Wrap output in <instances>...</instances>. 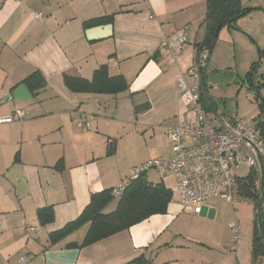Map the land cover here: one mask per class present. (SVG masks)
Masks as SVG:
<instances>
[{"label":"crops","instance_id":"0c3cea01","mask_svg":"<svg viewBox=\"0 0 264 264\" xmlns=\"http://www.w3.org/2000/svg\"><path fill=\"white\" fill-rule=\"evenodd\" d=\"M205 12V0H0V117L16 107L26 111L0 123V264L252 263V241L250 259L241 254L240 241L231 255L230 226L225 236L214 228L217 210L204 201L199 213H186L178 195L165 213L91 244L67 247L81 243L88 223L49 240L79 215L92 193L124 182L132 166L160 157L118 160L117 146L128 139L143 143L159 128L167 137L168 125L189 118L178 98L179 79L194 60ZM106 16L111 19L84 25ZM181 33L186 40L174 54L160 49L163 39ZM102 64L110 75H122L128 88L108 94L64 84V74L90 79ZM34 70L44 76L43 88L29 91V99L1 102ZM79 118L89 126L78 127ZM171 155L170 146L163 156ZM150 171L149 182H163L151 181ZM48 206L53 219L42 224L37 211ZM137 258L142 262L133 263Z\"/></svg>","mask_w":264,"mask_h":264},{"label":"built area","instance_id":"2783aa9c","mask_svg":"<svg viewBox=\"0 0 264 264\" xmlns=\"http://www.w3.org/2000/svg\"><path fill=\"white\" fill-rule=\"evenodd\" d=\"M35 17L40 18L41 13H36ZM185 40V34L181 33L175 39H163L159 46L162 51L174 54ZM208 56L206 49L196 51L185 76L179 79L178 98L189 118L166 128L172 142V155L148 159L132 166L125 181L112 187L114 198L123 194L131 180L150 170L160 174L169 172L175 180L182 211L199 213L201 203L211 197L220 196L229 202L244 199L241 198L237 178L232 171L233 165L242 163L247 164L256 175L254 184L260 195L264 181V130L260 123L255 125L234 118L224 120L218 117V125L211 123L199 101L201 71L207 64ZM187 75L194 77L193 84H187ZM25 114L23 108L16 107L9 116L0 117V123L12 122ZM76 124L80 128L89 126L85 118H79ZM230 227L235 242H239V224L232 222Z\"/></svg>","mask_w":264,"mask_h":264},{"label":"rangeland","instance_id":"374dc122","mask_svg":"<svg viewBox=\"0 0 264 264\" xmlns=\"http://www.w3.org/2000/svg\"><path fill=\"white\" fill-rule=\"evenodd\" d=\"M242 7L251 8L245 15L236 20V29L223 27L218 33L208 56L207 64L203 69V90L207 100L212 104V109L206 114L213 125H218V117L240 119L246 123L259 124L264 127V107L259 103L264 101V0H240ZM260 51V53H259ZM260 59V60H259ZM254 68V69H252ZM251 72L249 78L252 90L245 83L247 73ZM187 84L195 82L193 76H186ZM255 92L258 96L255 95ZM145 142L129 143L117 146L115 153L118 160H143L151 156L164 158L172 142L164 134L162 128L156 129L155 133L148 136ZM166 138H168V143ZM132 139V138H131ZM156 158V157H155ZM152 159V158H150ZM148 160V159H147ZM123 163V162H120ZM232 171L236 178H244L249 175L251 168L245 164L233 165ZM160 176H162L160 178ZM170 173L160 174L154 170L150 171L151 181H162L165 186L170 187L172 196L169 203L177 202V190ZM233 202L225 198L215 196L205 202L211 208L217 210V223L219 234L225 236L226 224L237 222L241 230L240 242H242L241 254L247 255L250 259V243L256 220V201L248 196ZM250 199V200H248ZM117 200H113V209ZM187 226L194 225V222L184 220ZM183 226V224H182ZM183 229V228H181ZM229 245L226 251L234 255L235 236L229 227ZM185 240V238H184ZM237 253V252H236Z\"/></svg>","mask_w":264,"mask_h":264},{"label":"trees","instance_id":"16d2710c","mask_svg":"<svg viewBox=\"0 0 264 264\" xmlns=\"http://www.w3.org/2000/svg\"><path fill=\"white\" fill-rule=\"evenodd\" d=\"M206 12L202 22L203 36L196 44V51L206 49L210 52L218 33L223 27L235 26L236 20L248 13L251 8L242 7L240 0H205ZM111 19V16L89 20L84 25ZM260 53V51H259ZM254 69V68H252ZM251 72L247 73L245 83L252 90L250 83ZM203 70L201 71V92L199 101L205 110H211L212 104L207 100L203 88ZM64 84L72 91H84L93 93L116 94L128 88V83L122 75H110L106 64L100 65L94 70L90 79L78 76L63 75ZM24 83L31 93H35L46 84L44 76L40 71L34 70L26 76ZM255 95L257 93L255 92ZM264 107V101L259 103ZM264 130V127H263ZM59 164V162H58ZM256 175L250 172L247 177L237 178L240 195L248 196L252 200H259V194L255 189ZM112 188L103 189L90 195L88 204L79 215L68 222L63 228L51 232L49 240L56 242L82 225L88 223L87 231L80 244L69 243L67 247H82L100 239H103L116 232L129 228L153 214L165 213L167 205L172 196V190L165 186L163 182L151 183L145 178V174L131 180L125 187L123 194L115 198L117 200L115 208L110 212H103V209L114 199L111 194ZM40 223H48L53 219L52 207L40 208L37 211ZM251 244V264H264V224L260 228L255 223L252 233ZM142 262L141 258L132 261Z\"/></svg>","mask_w":264,"mask_h":264},{"label":"water","instance_id":"95a60500","mask_svg":"<svg viewBox=\"0 0 264 264\" xmlns=\"http://www.w3.org/2000/svg\"><path fill=\"white\" fill-rule=\"evenodd\" d=\"M231 29H236L235 26H229ZM260 60V59H259ZM31 98V93L29 92V89L24 83H20L17 85L9 94H7L1 102H6L11 99H29ZM264 181H263V187L261 189L260 195H259V200L256 206V220H257V225L260 228L261 224H264Z\"/></svg>","mask_w":264,"mask_h":264}]
</instances>
